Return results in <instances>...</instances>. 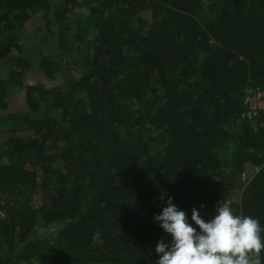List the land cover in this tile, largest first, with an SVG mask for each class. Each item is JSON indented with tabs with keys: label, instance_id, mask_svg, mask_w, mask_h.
<instances>
[{
	"label": "trees",
	"instance_id": "1",
	"mask_svg": "<svg viewBox=\"0 0 264 264\" xmlns=\"http://www.w3.org/2000/svg\"><path fill=\"white\" fill-rule=\"evenodd\" d=\"M75 2L0 0V111L23 101L4 114L20 128L0 131V264H155L169 195L189 219L224 200L264 228V112L241 117L244 90L264 88V0ZM37 12L79 53L63 87L26 83ZM246 164L259 169L235 201Z\"/></svg>",
	"mask_w": 264,
	"mask_h": 264
},
{
	"label": "clouds",
	"instance_id": "2",
	"mask_svg": "<svg viewBox=\"0 0 264 264\" xmlns=\"http://www.w3.org/2000/svg\"><path fill=\"white\" fill-rule=\"evenodd\" d=\"M164 204L153 221L169 239L157 240L155 264H264V228L256 218L234 213L224 200L217 201L207 220L195 207L189 219L170 195Z\"/></svg>",
	"mask_w": 264,
	"mask_h": 264
},
{
	"label": "rangeland",
	"instance_id": "3",
	"mask_svg": "<svg viewBox=\"0 0 264 264\" xmlns=\"http://www.w3.org/2000/svg\"><path fill=\"white\" fill-rule=\"evenodd\" d=\"M80 5L83 0H75ZM70 5V18H77L81 13H84L83 8H76L74 4ZM149 14V13H147ZM48 25L45 24L42 19L41 13L37 12L32 15L30 20L23 26L20 32L19 42L22 45L24 52L23 56H26L29 60L31 67L28 77H26V83H40L44 88L50 89L53 87H63L66 80L76 78L80 75L78 68L79 53L75 50L67 49L65 46L58 44L57 35L52 37L48 34ZM50 26V25H49ZM51 27H53L51 25ZM57 33V29L55 30ZM65 37H68L67 32L64 33ZM41 56H49L50 58L58 61L59 71L54 77H47L38 66V60ZM8 67L0 64V79L7 75ZM23 107V101L21 97L14 95L10 108L7 111H0V131L8 128H20V123L5 120V113L11 111L21 110ZM253 173L247 171L244 178L239 177L236 190L233 194V199L238 201L242 184L244 181L252 177ZM35 203L40 201V195H35ZM54 226L46 228L37 235L42 238H50L55 232Z\"/></svg>",
	"mask_w": 264,
	"mask_h": 264
},
{
	"label": "built area",
	"instance_id": "4",
	"mask_svg": "<svg viewBox=\"0 0 264 264\" xmlns=\"http://www.w3.org/2000/svg\"><path fill=\"white\" fill-rule=\"evenodd\" d=\"M243 106L244 110L241 113V117L245 119L255 118L260 112H264V88L258 86L246 88L244 90ZM258 169L259 166L246 164L239 177L244 178L248 170L254 174Z\"/></svg>",
	"mask_w": 264,
	"mask_h": 264
}]
</instances>
